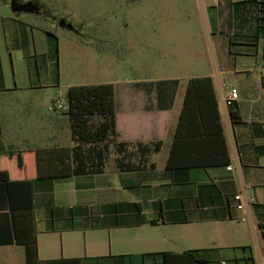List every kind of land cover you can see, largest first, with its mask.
I'll use <instances>...</instances> for the list:
<instances>
[{
    "label": "crops",
    "instance_id": "crops-1",
    "mask_svg": "<svg viewBox=\"0 0 264 264\" xmlns=\"http://www.w3.org/2000/svg\"><path fill=\"white\" fill-rule=\"evenodd\" d=\"M193 2L223 53L220 69L194 77L213 79L233 169L167 168L188 82L181 86L179 77L138 79L120 92L115 86L117 142L131 144L132 154L121 165L122 156L114 148L116 153L112 159L110 154L99 173L33 180L41 260L164 264V252L195 250L202 264L264 263V249L258 247V254L244 242L238 228L244 213L237 210L233 198L244 190L256 200L250 225L262 236L264 0ZM4 6V27L10 20L15 41L26 37L38 52L35 43L38 36L41 46V35L21 25L18 15L10 16L7 1ZM232 87L240 92L239 101L232 105L240 115L236 123L224 102ZM158 141L163 142L159 152H137L136 145ZM38 147L51 146L32 148ZM14 246L18 245L0 246V250ZM250 256L254 261L247 260Z\"/></svg>",
    "mask_w": 264,
    "mask_h": 264
},
{
    "label": "rangeland",
    "instance_id": "rangeland-1",
    "mask_svg": "<svg viewBox=\"0 0 264 264\" xmlns=\"http://www.w3.org/2000/svg\"><path fill=\"white\" fill-rule=\"evenodd\" d=\"M6 1L15 15L12 0ZM6 1L0 0V144L6 146L71 145L69 116L51 108L67 100L72 86L113 83L120 92L134 80L168 77L182 78L185 86L221 66L223 53L193 0H39L47 12L18 14L21 25L43 38L40 46L37 36L38 52L26 37L15 41L10 20L4 27ZM59 19L75 30L61 27ZM48 32L56 45L47 42ZM113 153L112 145L111 159ZM250 224L238 228L258 253L262 236ZM0 264H26L24 248H2Z\"/></svg>",
    "mask_w": 264,
    "mask_h": 264
},
{
    "label": "trees",
    "instance_id": "trees-1",
    "mask_svg": "<svg viewBox=\"0 0 264 264\" xmlns=\"http://www.w3.org/2000/svg\"><path fill=\"white\" fill-rule=\"evenodd\" d=\"M134 1V0H132ZM40 3L39 0L35 1ZM18 15V14H17ZM51 44L56 36L47 33ZM1 70V58H0ZM2 75V71L0 73ZM72 144L20 149L0 144V246L25 248L26 264H81L78 259L43 261L39 256L34 206V181L96 174L108 161L113 145L125 164L131 144L117 142L115 85L72 86L67 94ZM231 119L240 121L230 106ZM3 126L0 113V136ZM163 142L136 145L141 155L159 152ZM231 155L213 79L188 81L167 168L170 170L230 166ZM234 198V197H233ZM184 222L189 218H184ZM264 221V220H263ZM264 240V223H260ZM250 249L251 247H244ZM164 264H202L199 251L162 253ZM254 261V257L247 258Z\"/></svg>",
    "mask_w": 264,
    "mask_h": 264
},
{
    "label": "built area",
    "instance_id": "built-area-1",
    "mask_svg": "<svg viewBox=\"0 0 264 264\" xmlns=\"http://www.w3.org/2000/svg\"><path fill=\"white\" fill-rule=\"evenodd\" d=\"M262 73L264 74V63L262 65ZM240 99V92L237 88H230L229 89V94L224 97V102L226 104V106L230 107L232 106L234 103H236L237 101H239ZM59 109L62 111L67 110L68 108V102L67 100H58L56 102V105L54 106V109L51 108V111H54L55 109ZM229 170H232V166L228 167ZM234 200L236 203V208L238 211H241L244 213V217L242 218L243 222H248L250 220V213L256 203V200L253 197H250L246 191H241L239 193H237L234 196ZM254 228V226H253ZM260 264H264V263H260Z\"/></svg>",
    "mask_w": 264,
    "mask_h": 264
},
{
    "label": "water",
    "instance_id": "water-1",
    "mask_svg": "<svg viewBox=\"0 0 264 264\" xmlns=\"http://www.w3.org/2000/svg\"><path fill=\"white\" fill-rule=\"evenodd\" d=\"M10 7L14 14L31 13L38 15L42 13L41 6L34 1L12 0ZM58 23L61 27L75 30L74 26L66 19H60Z\"/></svg>",
    "mask_w": 264,
    "mask_h": 264
},
{
    "label": "flooded vegetation",
    "instance_id": "flooded-vegetation-1",
    "mask_svg": "<svg viewBox=\"0 0 264 264\" xmlns=\"http://www.w3.org/2000/svg\"><path fill=\"white\" fill-rule=\"evenodd\" d=\"M35 2V1H34ZM40 6H41V10H42V13L44 12H47V10L45 9V7L41 4V3H38ZM41 13V14H42ZM60 20V19H59Z\"/></svg>",
    "mask_w": 264,
    "mask_h": 264
}]
</instances>
